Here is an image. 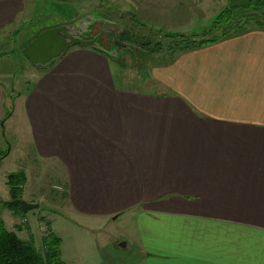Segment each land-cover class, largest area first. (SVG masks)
Segmentation results:
<instances>
[{
  "label": "crops",
  "instance_id": "1",
  "mask_svg": "<svg viewBox=\"0 0 264 264\" xmlns=\"http://www.w3.org/2000/svg\"><path fill=\"white\" fill-rule=\"evenodd\" d=\"M145 1L139 19L172 0ZM27 2L0 0V43L22 32ZM118 59L71 45L16 93L33 156L68 196L65 221L88 229L130 212L134 264H264V26L154 63L153 88L119 85ZM9 221L38 239L25 215Z\"/></svg>",
  "mask_w": 264,
  "mask_h": 264
},
{
  "label": "rangeland",
  "instance_id": "2",
  "mask_svg": "<svg viewBox=\"0 0 264 264\" xmlns=\"http://www.w3.org/2000/svg\"><path fill=\"white\" fill-rule=\"evenodd\" d=\"M145 2L147 1L29 0L27 10L15 21V29L17 31L20 29L22 32L13 33L9 36L10 41L0 43V52L7 54L0 60L1 81L5 87V114L0 121L2 144L0 155L7 152L0 160V220L5 227L9 225L11 216L9 208L3 205L4 200L10 198V186L6 181L11 173L24 175L22 199L28 203L43 202L54 208L58 207L59 210L60 204L68 199L63 186L57 183L52 169L50 170L47 164L43 170L42 163L36 160V156H33L31 151L27 122L22 112L23 103L21 99H16V93L26 92L32 79L31 74L37 73L40 67L32 65L23 56L20 48L45 28L71 24L89 15L100 19L89 25L90 33L96 28L104 27L106 23L105 26L110 27L114 32L120 33L125 30L130 36L131 42L128 41V45H122L118 49L111 50L97 43L105 52L110 54L114 52L118 55L117 58H120L116 60L118 73L120 72V75L115 77L117 83L131 88H153L145 85L148 69L154 63L167 59L166 51L171 45V41L162 35L201 32L209 25L214 15L224 7L226 0H172L168 2L171 3V7L165 5L167 7L165 13L151 14L139 19L141 17L137 18L138 9ZM134 3L137 5V12L132 9ZM139 23L144 26L141 27ZM86 38L90 39V37ZM156 42L160 43L162 49L148 51L138 47L142 43H148L146 47L154 48ZM8 112L10 115L13 112L11 117L7 116ZM2 121H4L3 125H1ZM24 215L27 220L26 230L38 237L35 241L38 248H41L47 227H50L53 234L62 238L64 264H134L131 243L125 247L119 246L126 239L131 241L134 235L133 225L130 222L133 215L130 212L115 220L102 222L99 226L87 225L86 227H90L88 229L84 228L85 224L79 225L80 222L78 225L69 224L62 213L32 209ZM35 215L42 217L37 221ZM42 222L46 223L43 231L39 230V223Z\"/></svg>",
  "mask_w": 264,
  "mask_h": 264
},
{
  "label": "trees",
  "instance_id": "3",
  "mask_svg": "<svg viewBox=\"0 0 264 264\" xmlns=\"http://www.w3.org/2000/svg\"><path fill=\"white\" fill-rule=\"evenodd\" d=\"M250 24L264 26V0H226L224 7L214 15L209 25L201 32L163 34L162 37L171 41L166 51L171 58L177 52L212 44L218 39L243 32ZM139 25L144 26L141 23ZM128 36V33L122 30L115 37L121 40L120 42L128 43L131 42ZM145 45L148 43H142L138 47L148 51L162 49L159 42L155 43L154 48ZM6 182L10 186V198L3 205L13 214L23 216L25 213L20 209V201L23 200L22 187L25 177L23 174L11 173L7 176ZM16 230L18 228L8 230L0 220V264H64L60 259L61 240L48 227L42 238L41 248H38L32 239L24 240L18 237Z\"/></svg>",
  "mask_w": 264,
  "mask_h": 264
},
{
  "label": "water",
  "instance_id": "4",
  "mask_svg": "<svg viewBox=\"0 0 264 264\" xmlns=\"http://www.w3.org/2000/svg\"><path fill=\"white\" fill-rule=\"evenodd\" d=\"M65 1V0H58ZM100 20L92 18L89 15L77 20L71 24L60 25L50 28H45L38 32L31 40H29L21 49L23 56L36 67H46L53 60L58 58L63 52L71 45H87L96 48L101 51H105L96 40L98 36L87 39L81 37V33L84 32L89 25L94 21ZM104 21V20H102ZM106 21V20H105ZM115 37V35H114ZM119 44L126 46L127 42H118ZM113 57H118L116 53L110 54ZM117 55V56H116ZM2 123V122H1ZM20 209L23 213H26L32 209H40L43 211H51L60 214L61 212L45 203H28L24 200L20 201ZM121 247H125V243L119 244Z\"/></svg>",
  "mask_w": 264,
  "mask_h": 264
},
{
  "label": "flooded vegetation",
  "instance_id": "5",
  "mask_svg": "<svg viewBox=\"0 0 264 264\" xmlns=\"http://www.w3.org/2000/svg\"><path fill=\"white\" fill-rule=\"evenodd\" d=\"M106 24V23H105ZM104 24V27H101L100 29L96 28L95 30H93V33H90V29L88 28L87 30H85L84 32L81 33V36H83V38L86 37H90L93 38L95 36L97 37L96 42L112 49H118L120 46H122L121 44H119L118 42H120L121 40L117 39V37H114V35L116 36V32H114L113 29H111L110 27H106ZM94 27V26H91ZM90 27V28H91ZM92 30V28H91Z\"/></svg>",
  "mask_w": 264,
  "mask_h": 264
},
{
  "label": "built area",
  "instance_id": "6",
  "mask_svg": "<svg viewBox=\"0 0 264 264\" xmlns=\"http://www.w3.org/2000/svg\"><path fill=\"white\" fill-rule=\"evenodd\" d=\"M45 227H46V223L45 222L39 223V230L43 231V230H45Z\"/></svg>",
  "mask_w": 264,
  "mask_h": 264
}]
</instances>
